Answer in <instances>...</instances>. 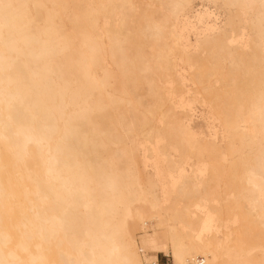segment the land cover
<instances>
[{
  "label": "bare ground",
  "instance_id": "obj_1",
  "mask_svg": "<svg viewBox=\"0 0 264 264\" xmlns=\"http://www.w3.org/2000/svg\"><path fill=\"white\" fill-rule=\"evenodd\" d=\"M50 1L42 16L43 0H0V201L20 193L4 179L11 174L8 155L21 161L31 152L43 155L42 172L27 173L33 187L24 186L23 200L14 203L11 216L0 210V220L18 234L7 252L0 246V264H166L158 263L143 246L148 257L140 255L129 221L138 219L144 227L149 216L160 219L149 215L157 201L146 198L134 151L116 146L134 143L137 130L150 137L163 131L181 152L195 146V132L183 119L177 123L162 112L159 129L148 116L152 111L137 113L135 105L165 106L166 87L157 73L170 67V53L178 46L166 37H179L177 21L192 0H142L137 16H132L137 6L133 0H116L123 16L119 24L104 27L107 42L94 26L98 9L108 7L102 0L97 7L69 12L68 0ZM222 2L232 13L219 29L225 36L205 34L202 42L211 47L198 77L219 75L229 81L230 88L213 92L229 134V153L238 159L235 170L243 188L264 192V0ZM29 4L36 14H31ZM64 11L67 17L56 22L55 16ZM65 20L73 32L63 30ZM128 43L133 54L127 53ZM105 45L118 63L129 64L133 104L105 88L112 77L101 60ZM223 58L227 70L218 72ZM96 64L103 65L101 78ZM142 89L155 97L153 104H145ZM119 90L128 91L123 85ZM111 105L121 111L111 113ZM111 117L116 120L111 122ZM108 142L115 146L111 151ZM247 199L264 218V201L257 196ZM163 235L171 244L169 264H216L201 233L187 242L190 234L170 222ZM12 238L0 227L3 244Z\"/></svg>",
  "mask_w": 264,
  "mask_h": 264
},
{
  "label": "rangeland",
  "instance_id": "obj_2",
  "mask_svg": "<svg viewBox=\"0 0 264 264\" xmlns=\"http://www.w3.org/2000/svg\"><path fill=\"white\" fill-rule=\"evenodd\" d=\"M97 1L68 0L67 11L97 7ZM102 1L108 7L98 9L94 26L101 34L102 40L107 42L104 27L110 26L111 23L119 24L123 11L118 5L116 6L114 2L116 0ZM133 1L137 6L132 10V16H137L143 5L142 0ZM43 2L45 7H41L40 14L46 16V8L52 3L50 0ZM110 3L112 9L109 7ZM29 10L31 14H36L32 4H29ZM67 11L58 13L55 21L60 22L61 17L65 19ZM228 14L232 13L228 11L222 0H194V2L192 0L191 5L181 13L177 21L179 37L176 38L172 34L166 37L169 44L173 45L177 41L178 46L174 45L170 53L172 58L170 67L157 73L158 80L166 87L165 106L148 109L146 105L135 103L138 107L137 113L152 111L148 116L157 122L159 129H162V112L169 114L170 119H175L177 123L180 119L181 122L184 121V124L195 132L193 135L195 146L181 152L173 141L168 140L163 131L150 137L142 130H137L133 134L134 143H120L116 146H125L126 150L134 151L133 156L137 160L136 169L140 170L142 187L148 190L146 198L157 201L154 206L155 211L149 215H158L160 219H151L152 216H149L150 219L144 227L138 219L129 221L131 233L137 240L143 259L148 256L142 246L149 255H156L158 263L173 262L170 240L163 235L167 223L171 222L178 223L186 233L190 234L186 239L187 242L192 241L193 235L197 232L201 233L205 244L216 255L214 258L216 264H264L262 223L264 218L258 217V209L253 207L251 200L247 199L257 196L259 200L264 201V192H253L243 188L241 175L235 170L238 159L229 153L231 146L221 116L222 108L217 106L213 98V92L216 90L230 88L229 81L219 75L205 74L198 77L199 67H202L211 47L209 42H202L206 37L205 34H208V38L225 36L219 29L225 27ZM42 22L43 20H40V23ZM65 22L63 30L73 32L69 21L65 20ZM19 43L22 45L21 42ZM132 48L128 43V54H133ZM246 48L250 50L249 45ZM101 60L112 74L105 88L110 94L130 99L133 104L135 93L129 88V64L118 63L110 55L107 45L101 53ZM227 67V61L223 58L218 62L216 69L218 72H225ZM95 70L101 78L104 74L103 65L96 64ZM54 78L60 83V79L55 74ZM122 85L128 91H120ZM141 93H144L145 104L154 103L153 95H147L145 89H142ZM66 98L68 99V94ZM124 104L130 106L129 101H125ZM68 109L70 110V107ZM120 111L121 109L111 105V113L117 115ZM115 120V117L110 118L111 122ZM115 127L117 132L120 131L119 125ZM109 145L111 146L107 149L111 151L115 146L112 143ZM199 150L201 153L198 152ZM42 157V154L31 152L21 161L11 153L8 155V160H11V174L4 179L10 186H17L20 193L10 201H0V210L3 209L7 216H11L14 203L23 200L24 186L33 187V180L27 173L42 172ZM150 184L152 186L147 188ZM143 206L149 208L150 204L145 202ZM6 226L1 219L0 227L8 229L13 234V238L5 244L0 241V246L7 252L17 240L18 234L16 228ZM211 257L213 258L212 254ZM202 259L205 260L203 257Z\"/></svg>",
  "mask_w": 264,
  "mask_h": 264
}]
</instances>
